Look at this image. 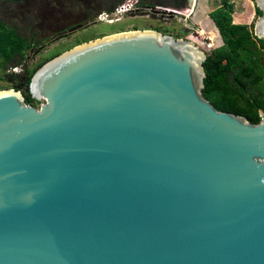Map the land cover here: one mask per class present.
I'll return each mask as SVG.
<instances>
[{
    "label": "water",
    "instance_id": "obj_1",
    "mask_svg": "<svg viewBox=\"0 0 264 264\" xmlns=\"http://www.w3.org/2000/svg\"><path fill=\"white\" fill-rule=\"evenodd\" d=\"M205 59L130 32L39 68V110L0 91V264H264V111L211 105Z\"/></svg>",
    "mask_w": 264,
    "mask_h": 264
},
{
    "label": "rangeland",
    "instance_id": "obj_2",
    "mask_svg": "<svg viewBox=\"0 0 264 264\" xmlns=\"http://www.w3.org/2000/svg\"><path fill=\"white\" fill-rule=\"evenodd\" d=\"M120 1L0 0V20L7 29L16 30L21 37L31 40L33 48L30 52L25 51L19 66L0 69V91H16L15 85L22 83L21 91L26 93L25 78L47 62L84 44L130 32H153L174 40H184L192 35L197 41L194 44L214 57L216 51L225 46L209 17L210 12L225 6L233 24L245 26L250 33L253 23L260 16L259 10H255L254 0H183L179 8L167 0H141L142 8L137 6L136 12L111 21L99 19L101 13L116 7ZM153 4L160 11L155 9L150 12L143 8ZM185 7L189 11L184 12ZM250 50L264 69V51L257 50L255 43L254 49L252 45ZM11 73L17 74L16 77L8 76ZM42 103L29 105L39 110Z\"/></svg>",
    "mask_w": 264,
    "mask_h": 264
},
{
    "label": "trees",
    "instance_id": "obj_3",
    "mask_svg": "<svg viewBox=\"0 0 264 264\" xmlns=\"http://www.w3.org/2000/svg\"><path fill=\"white\" fill-rule=\"evenodd\" d=\"M125 1L121 0L119 5L113 6L107 13H112ZM182 2L176 7H181ZM258 13L261 14L260 11ZM209 17L223 39L225 48L217 50L214 57L206 54L202 63L205 78L201 94L218 111L243 115L249 122L257 123L258 110L264 111V69L251 54L250 47L253 45L254 49L255 43L257 50L264 51V41L255 38L245 26L233 24L225 6L210 12ZM31 43V40L21 37L16 30L7 29L0 20V69L19 66L25 51L33 49ZM33 74L24 80L26 93L21 91L22 83L14 87L28 105L37 102L29 93ZM16 75L11 73L8 76L14 78Z\"/></svg>",
    "mask_w": 264,
    "mask_h": 264
},
{
    "label": "built area",
    "instance_id": "obj_4",
    "mask_svg": "<svg viewBox=\"0 0 264 264\" xmlns=\"http://www.w3.org/2000/svg\"><path fill=\"white\" fill-rule=\"evenodd\" d=\"M137 2H138V0H127L123 4H121L118 8H116V10L112 16L101 15V16H99V19L101 21H105V20L111 21V18L115 19L118 16H123L125 14H130L132 12H136ZM183 11L187 12V11H189V8H183ZM188 38L191 40L192 43L197 44L196 43L197 41H196L194 36L190 35V36H188ZM204 41H206V40H204Z\"/></svg>",
    "mask_w": 264,
    "mask_h": 264
},
{
    "label": "flooded vegetation",
    "instance_id": "obj_5",
    "mask_svg": "<svg viewBox=\"0 0 264 264\" xmlns=\"http://www.w3.org/2000/svg\"><path fill=\"white\" fill-rule=\"evenodd\" d=\"M172 6H174V7H176L177 5H179V3H180V1L181 0H167ZM154 5V4H153ZM137 6L138 7H140V8H142V3H141V0H138V2H137ZM119 7V6H118ZM117 7V8H118ZM184 7V6H183ZM145 10L146 9H148L150 12H152V11H154L155 9H157L156 11H160V10H158V9H160V8H157V6L156 5H154V6H152V5H147V6H145V7H143ZM186 8V7H185ZM116 10V9H115ZM115 10L112 12V13H107V12H103V13H101L99 16H101V15H106V16H112L113 14H114V12H115ZM163 12V11H162ZM172 13V12H171ZM113 18H111V20H112ZM80 27H78V29H79ZM190 36V35H189ZM192 36V35H191ZM184 39H187V40H189V41H191L189 38H188V36L187 37H185ZM30 52V51H29Z\"/></svg>",
    "mask_w": 264,
    "mask_h": 264
},
{
    "label": "crops",
    "instance_id": "obj_6",
    "mask_svg": "<svg viewBox=\"0 0 264 264\" xmlns=\"http://www.w3.org/2000/svg\"><path fill=\"white\" fill-rule=\"evenodd\" d=\"M215 29H216V27H215Z\"/></svg>",
    "mask_w": 264,
    "mask_h": 264
}]
</instances>
